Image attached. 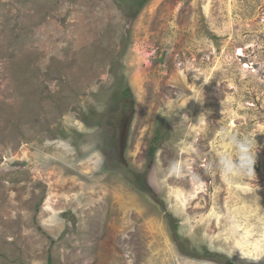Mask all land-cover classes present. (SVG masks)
Returning a JSON list of instances; mask_svg holds the SVG:
<instances>
[{
	"label": "rangeland",
	"instance_id": "obj_1",
	"mask_svg": "<svg viewBox=\"0 0 264 264\" xmlns=\"http://www.w3.org/2000/svg\"><path fill=\"white\" fill-rule=\"evenodd\" d=\"M143 1L0 0V264H264V0Z\"/></svg>",
	"mask_w": 264,
	"mask_h": 264
},
{
	"label": "trees",
	"instance_id": "obj_2",
	"mask_svg": "<svg viewBox=\"0 0 264 264\" xmlns=\"http://www.w3.org/2000/svg\"><path fill=\"white\" fill-rule=\"evenodd\" d=\"M147 1H148V0H144V1L142 2V4H141V7H142ZM129 96H130V90L127 89V90H126V93H125V97L128 98ZM158 136H159V134L157 133L156 136L154 137V139L152 140V142L150 143V146H149V149H148V158H149V161L152 160V158H153V156H154V154H155V152H156V150H157V146H158L157 144H158V141H159ZM138 179H139V178H138ZM143 182H144V179H143V181H141V183H143ZM169 219H170V217H169ZM170 223L172 224V222H170ZM172 226H173V225H172ZM173 229L176 230V226H175V225L173 226ZM175 240H176V242H177V244H178L180 250H181L182 252H186V251L184 250V249H185V248H184V247H185V244L182 243L181 241H179V238H178V236H176V235H175ZM202 254H203L205 257H207V258L215 257L213 254H211V253H209V252H207V251H203ZM189 255H191L190 257H194V258H196L195 256H198L199 253H197V252H192V253H190Z\"/></svg>",
	"mask_w": 264,
	"mask_h": 264
},
{
	"label": "clouds",
	"instance_id": "obj_3",
	"mask_svg": "<svg viewBox=\"0 0 264 264\" xmlns=\"http://www.w3.org/2000/svg\"><path fill=\"white\" fill-rule=\"evenodd\" d=\"M235 139V138H233ZM238 143H244L245 147L248 149V152L246 154V158L244 161V171L251 173L252 172V165L255 163L254 157L250 153V142L248 141H239Z\"/></svg>",
	"mask_w": 264,
	"mask_h": 264
}]
</instances>
